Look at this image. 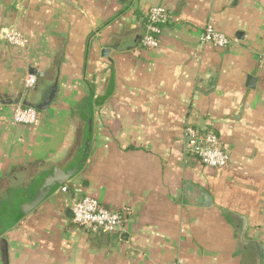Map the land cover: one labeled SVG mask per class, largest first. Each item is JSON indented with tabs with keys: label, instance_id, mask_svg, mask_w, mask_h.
<instances>
[{
	"label": "crops",
	"instance_id": "1",
	"mask_svg": "<svg viewBox=\"0 0 264 264\" xmlns=\"http://www.w3.org/2000/svg\"><path fill=\"white\" fill-rule=\"evenodd\" d=\"M155 5L169 19L160 46L146 49ZM210 21L228 47L201 44ZM11 29L28 39L25 49L5 39ZM263 58L264 0H0V242L9 264H257L260 251L264 264ZM55 83L37 125L13 122L16 102L38 104ZM200 125L219 135L226 168L185 153V128ZM90 128V153L67 191L31 207L54 167L81 159ZM188 183L212 206L190 205ZM86 196L123 215L120 235L73 222L72 203Z\"/></svg>",
	"mask_w": 264,
	"mask_h": 264
},
{
	"label": "built area",
	"instance_id": "2",
	"mask_svg": "<svg viewBox=\"0 0 264 264\" xmlns=\"http://www.w3.org/2000/svg\"><path fill=\"white\" fill-rule=\"evenodd\" d=\"M169 19V12L165 6L155 5L149 8L146 16V31L142 38V46L146 49H155L160 46L162 27ZM5 39L15 48L25 49L29 41L24 34L11 29L5 33ZM200 42L202 45H212L216 48H225L231 40L218 31L212 21L208 22L202 32ZM264 62V58L262 59ZM35 75L26 79V87L36 85ZM12 120L18 125L35 126L40 122V111L33 107L14 105ZM184 151L192 155L205 167L212 169L226 168L231 161L230 154L222 145L221 139L213 128L198 129L188 126L184 130ZM63 192L67 187H62ZM73 222L94 235H120L123 231L125 219L122 214L105 207L97 199L86 196L72 203ZM176 264H185L179 259Z\"/></svg>",
	"mask_w": 264,
	"mask_h": 264
},
{
	"label": "water",
	"instance_id": "3",
	"mask_svg": "<svg viewBox=\"0 0 264 264\" xmlns=\"http://www.w3.org/2000/svg\"><path fill=\"white\" fill-rule=\"evenodd\" d=\"M248 80L250 82L255 81L254 78L252 77H249ZM56 91H57V83L54 84V86L51 88L50 94L45 99H43L38 104H34V105L30 104L29 106L37 109L38 111L44 110L49 106L51 101L54 99L56 95ZM15 104H20V102L18 101ZM89 126H91V121H89ZM202 127L203 126L200 125V128ZM90 131L91 128L89 129V135L87 137V141L83 149L81 159L78 161V163L69 170L62 169L59 166L54 167L52 173L44 180L40 192L38 193L34 201L30 204L31 207L37 206L49 195L59 191L81 171L90 153ZM184 195L187 201L189 202V204L196 207L208 208L211 207L213 204L212 197L203 188L192 185L190 183L185 185ZM71 215L73 217L72 212ZM0 250H1L3 264H9V249H8V243L5 239L1 240L0 242ZM262 258H263V253L262 251H260L257 264H261Z\"/></svg>",
	"mask_w": 264,
	"mask_h": 264
},
{
	"label": "trees",
	"instance_id": "4",
	"mask_svg": "<svg viewBox=\"0 0 264 264\" xmlns=\"http://www.w3.org/2000/svg\"><path fill=\"white\" fill-rule=\"evenodd\" d=\"M87 134H88V133H86V137H87ZM4 232H5V231H3L2 233H4Z\"/></svg>",
	"mask_w": 264,
	"mask_h": 264
}]
</instances>
